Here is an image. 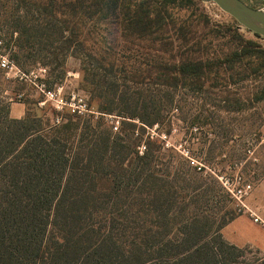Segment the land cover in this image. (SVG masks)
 Wrapping results in <instances>:
<instances>
[{
	"label": "trees",
	"instance_id": "16d2710c",
	"mask_svg": "<svg viewBox=\"0 0 264 264\" xmlns=\"http://www.w3.org/2000/svg\"><path fill=\"white\" fill-rule=\"evenodd\" d=\"M176 1L15 0L2 13L0 35L12 43L8 57L17 68L55 72L51 85L64 80L67 58L76 59L100 114L143 127L158 125L173 93L133 88L136 76L118 69L110 44L97 37L158 45L144 60L156 86L197 89L210 70L234 71L255 83L242 107L264 108V50L234 34L237 47L221 57H189L201 45L186 42L189 32L168 22ZM99 26L103 34L97 36ZM174 38L182 41L179 48ZM9 105L0 95V264H246L239 260L243 249L220 234L235 216L221 225L211 216L215 193L228 196L214 176L197 172L173 150L168 152L180 161L174 168L145 143L139 154L132 123L126 122L123 135L101 132V122L68 113L53 125L55 112L45 106L52 116L48 125L27 113L10 118ZM257 116L256 131L264 127V113ZM159 166L172 172L158 173Z\"/></svg>",
	"mask_w": 264,
	"mask_h": 264
},
{
	"label": "rangeland",
	"instance_id": "374dc122",
	"mask_svg": "<svg viewBox=\"0 0 264 264\" xmlns=\"http://www.w3.org/2000/svg\"><path fill=\"white\" fill-rule=\"evenodd\" d=\"M34 1L44 2L45 0H31V2ZM241 1L252 8L264 9V0ZM176 2L168 7L167 14L170 16L168 22L173 25V28L183 26V32H189L184 39L186 42L189 44L199 42L201 45L200 51L188 55L189 57H198L203 61L221 57L237 47L238 42L232 40L234 34H238L245 41L254 42L264 50L263 38L239 26L212 2L206 0H178ZM14 5L15 0H0V24H2V13L9 11ZM101 27L96 29L97 36L103 34ZM96 39L98 41L103 39L102 42L110 44L111 58L116 60L115 66L118 69L123 70L128 76H136L137 79L133 82L135 84L132 87L142 91L158 89L162 94L173 93L172 106L162 116L158 125H154L152 128L144 126V128L137 120L122 118L119 119L118 131L123 135L124 131L128 129V126L125 125L126 122L134 124L135 128L130 130L133 133L132 138H140L136 142L138 145L141 143L139 146L145 143L147 150L162 157L161 161L164 166L168 162L172 168L180 165L177 156L168 152L173 150L185 158L189 162V166L204 175L223 176L229 181L239 175L241 183L251 185V192L243 201L245 208L264 221V127H260L256 131L259 121L257 113L260 111L264 113V108L254 104L242 107L244 99L255 83L240 80L234 71L227 70L216 74V71L210 70L205 85L201 88L195 89L190 85L183 84H178L175 88H168L165 85L156 86L148 78L153 70L145 66L144 60L156 51L158 45H152L144 39L135 38L129 39L124 45L116 36L97 37ZM0 40L9 56L10 52L14 50L12 43H8L7 39L1 35ZM181 43L179 38H174L173 45L179 48ZM164 58H169V56ZM160 61L165 62L164 59H160ZM64 68L65 73L59 79L68 76L67 84L85 91L89 96L90 109L101 113L99 100L97 98L90 99L91 96L83 81L84 77L79 71V62L74 58H67ZM30 69L33 68L27 67L23 71ZM231 73L233 74L230 75ZM74 74H77V77H71ZM55 75V72L51 74L48 70L47 81L56 80ZM4 89L9 93H12L11 91L23 93L25 97L20 103L24 105V114L27 113L40 119L43 124L50 125L52 117L50 110L47 107L39 109L35 105L38 97L32 90L18 83L8 82L0 71V95H3ZM13 108L16 109L18 106ZM114 114L117 113L114 112ZM103 115L107 114L102 113L98 117L99 119L97 118L98 120L94 119L101 122L99 131L107 132L109 129L114 134L108 119ZM141 128H143V132H141ZM161 136H165V138L161 139ZM155 141H158L159 144ZM165 144H168V147ZM189 159L197 165H191ZM197 166L201 167L200 171L196 169ZM155 170L163 175L172 172L171 168L161 166ZM210 206L211 216L217 225L223 224L230 217L242 214L237 211L235 203L229 196L220 191L215 193ZM242 249V258L239 260H243L242 262L246 264H264V256L254 248L245 247Z\"/></svg>",
	"mask_w": 264,
	"mask_h": 264
},
{
	"label": "built area",
	"instance_id": "2783aa9c",
	"mask_svg": "<svg viewBox=\"0 0 264 264\" xmlns=\"http://www.w3.org/2000/svg\"><path fill=\"white\" fill-rule=\"evenodd\" d=\"M0 71L8 82H15L30 88L38 97L36 102L38 108L48 106L55 112V116L52 120L53 125H59L62 122L63 115L66 113L77 117H91L93 119H97L100 115H102L90 109L88 98L84 92L78 88L70 87V84H67L68 76L64 78L61 83L51 85L47 81L46 68L38 66L28 71H22L17 68L16 65L9 59L1 40ZM71 77H77V74H74ZM2 97L8 104H11L22 102L25 96L20 92L9 93L8 91H4ZM103 116L108 119V123L112 131L114 133L117 132L120 118L111 115ZM160 138L164 139L165 136H161ZM165 146L168 147V144H165ZM143 149V146L138 148L139 154H142ZM194 163L195 162L193 160H190L191 165H197ZM196 169L200 171L201 167L197 166ZM215 178L225 193L235 203L237 211L242 214H246L254 223L259 224L264 228V221L246 209L243 203L245 198L251 192V185L249 183H241V177L239 175H236L231 181L223 176L215 175Z\"/></svg>",
	"mask_w": 264,
	"mask_h": 264
},
{
	"label": "crops",
	"instance_id": "0c3cea01",
	"mask_svg": "<svg viewBox=\"0 0 264 264\" xmlns=\"http://www.w3.org/2000/svg\"><path fill=\"white\" fill-rule=\"evenodd\" d=\"M14 106L18 108L14 109ZM24 110L22 103H11L8 109L9 117L20 119L24 115ZM220 234L230 245L239 249L252 247L264 256V228L254 223L246 214L236 215L222 227Z\"/></svg>",
	"mask_w": 264,
	"mask_h": 264
},
{
	"label": "water",
	"instance_id": "95a60500",
	"mask_svg": "<svg viewBox=\"0 0 264 264\" xmlns=\"http://www.w3.org/2000/svg\"><path fill=\"white\" fill-rule=\"evenodd\" d=\"M215 4L239 26L264 39V10L255 9L241 0H206Z\"/></svg>",
	"mask_w": 264,
	"mask_h": 264
},
{
	"label": "bare ground",
	"instance_id": "6f19581e",
	"mask_svg": "<svg viewBox=\"0 0 264 264\" xmlns=\"http://www.w3.org/2000/svg\"><path fill=\"white\" fill-rule=\"evenodd\" d=\"M264 10V9H263Z\"/></svg>",
	"mask_w": 264,
	"mask_h": 264
}]
</instances>
